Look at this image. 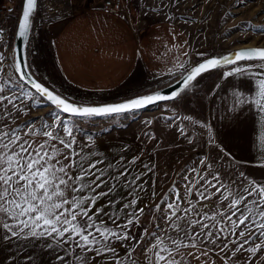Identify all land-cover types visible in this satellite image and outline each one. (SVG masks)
Masks as SVG:
<instances>
[{"label":"snow or ice","instance_id":"obj_1","mask_svg":"<svg viewBox=\"0 0 264 264\" xmlns=\"http://www.w3.org/2000/svg\"><path fill=\"white\" fill-rule=\"evenodd\" d=\"M173 4L178 6V0ZM20 7L13 33L19 43L13 47L8 65L11 74L4 66L9 57L3 51L9 41L4 40L5 29L0 28V73L7 77L0 79V240L39 245L55 264H264L259 255L264 252V182L244 171L236 174L216 168L207 155L201 156L197 166L185 167L180 174L184 191L174 182L155 203L159 215L153 216V230L149 231L141 217L146 208L149 213L153 209L139 205L141 193L148 191L144 177L155 166L142 161L143 153L129 158L125 155L127 145L118 157L109 159V153L95 150V133L82 123L95 127L97 118L135 122L137 113L142 115L152 107L173 102L175 108L180 102L187 103L188 92L198 87L206 72L229 65L222 78H247L250 87L233 91L235 103L228 111L236 112L233 119L238 120L245 107L254 108L259 136L264 123V48L213 58L197 53L200 59L190 61L187 52L177 55L178 46L172 45L168 49L172 55L166 61L167 75L175 80L169 84L170 91L84 104L47 86L42 82L45 78L32 71L29 57L33 54L38 0H21ZM221 87L215 84L209 95ZM42 107L49 109L45 117L28 116L15 123L22 113L28 115L33 108ZM13 112L16 115L10 124L8 117ZM166 119L193 147L195 137L189 138L183 121L200 126V139L217 156H232L226 141L236 129L230 124L220 132L207 117L181 118L174 112ZM36 120L41 121L39 126ZM144 123L150 125L152 120ZM145 135L155 138L151 133ZM258 167L264 168V162ZM156 195L153 188L152 196ZM137 227L142 232L134 231ZM21 259L32 264L31 253Z\"/></svg>","mask_w":264,"mask_h":264},{"label":"crops","instance_id":"obj_2","mask_svg":"<svg viewBox=\"0 0 264 264\" xmlns=\"http://www.w3.org/2000/svg\"><path fill=\"white\" fill-rule=\"evenodd\" d=\"M14 14L8 20L0 22V28L9 33V37H4L5 41L10 40ZM172 45L178 46L177 55L181 51L188 54L190 52L183 28L177 21L155 17L139 24L123 15L120 9L111 12L98 2L72 13L59 25L54 35L52 52L59 78L67 90L79 97L112 92L113 97L119 100L142 92L149 86L157 88L165 84L155 83L161 71L167 74L166 61L172 55L168 49ZM3 51L9 57L10 41ZM240 63L243 65L244 62ZM4 66L8 68V59L4 61ZM230 68L231 66L225 67L206 92H188L187 103L180 102L175 108L173 102H167L170 104L164 108L163 105L159 108L152 107L142 115L137 113L135 122L130 119L124 124L117 123L104 133L95 135V150L109 153V159L118 157L122 146L127 145L129 151L125 155L131 158L143 153L142 161L155 166L153 172L144 177L148 181V191L141 193L140 207L147 205L153 209L157 195L152 196V189L155 188L158 193L164 189L162 184L167 187L194 152L192 158L196 161L201 156L209 155V149L217 157V152L210 147H205V152H202L204 144L199 137L202 132L199 125L183 121L191 134L189 138L195 137V147L188 143V139L179 135L175 125L166 119L173 116L174 112L181 118L185 115H192L194 119L207 117L220 132L225 130L226 124L234 127L236 134L226 141L232 153L226 159L231 164V172L238 174L244 171L250 178L264 182V168L258 167V164L264 162V123L257 136L258 118L254 108L245 107L238 120L233 119L236 112L229 113L228 109L235 103L233 91H247L250 87L247 78H222V73ZM154 73L157 74L155 79ZM0 79H3L2 73ZM217 83L222 87L209 95V90ZM160 108L163 112H157ZM15 115L13 112L12 117H8L10 124ZM23 115L22 113L19 117ZM145 120H152V124H145ZM145 133L154 134L155 138L149 139ZM204 137L206 139V132ZM220 139H224L223 135ZM210 156L209 160L217 168L218 160ZM192 166L187 165L189 168ZM154 212L153 209L149 213L146 208L145 215L141 217L143 226L150 225V221L146 220L151 219ZM142 230L140 227L134 229L137 233ZM46 252V249L34 246L33 243L18 244L15 241L9 243L0 240V264H12L13 260L16 264H24L21 257L25 253H31L32 264H55L54 259H50Z\"/></svg>","mask_w":264,"mask_h":264},{"label":"rangeland","instance_id":"obj_3","mask_svg":"<svg viewBox=\"0 0 264 264\" xmlns=\"http://www.w3.org/2000/svg\"><path fill=\"white\" fill-rule=\"evenodd\" d=\"M94 2L98 3L99 0H38V11L34 21L35 31L33 33L35 39L31 40V43L34 45L32 49L33 54L29 57V60L33 65L32 71L35 75L37 77L45 78V81L42 82H46V85L49 87L55 88L58 92L64 93L84 104L110 102L116 100V98L113 97L112 92L96 94L90 97H79L73 92L67 90L61 82L59 73L55 67L52 44L55 32L59 25L72 13L91 6ZM121 4L120 11H122L123 15L130 18L131 21L139 24H144L155 17L170 18L174 16L175 19L172 20L177 21L181 25L187 39L190 49V61L200 59L196 55L197 53H206L207 57L223 55L240 45L264 44V32L260 31L261 28H264V0H178V6H174L173 0H121ZM161 5L163 6L162 8L160 7ZM154 8L156 9L155 11L153 10ZM19 12L20 8L15 13L16 15L14 14V25H12L10 30L8 65L12 62V49L14 47L13 33L15 32ZM6 37H9V33H7ZM228 66L229 65H224L216 70L206 72L200 79L196 90L202 91V93L206 92L217 75ZM11 72L12 69L8 67V73L11 74ZM2 74L3 79H6V75L4 73ZM173 80L172 77L166 74L163 77H158L155 84H166ZM153 89L155 88L149 86L137 94L151 91ZM189 92L196 91L190 90ZM126 97L128 96H124L123 98ZM168 104L170 103L163 105V108L165 106L167 107ZM48 111L49 109L47 107L33 108L28 115L24 114L23 116L16 118L15 123H21L28 119V116L45 117V114ZM157 112H163L162 108ZM129 120H113L110 118H104L101 120L97 118L95 127H92L87 122L82 123L86 130L90 128L91 132L96 135L104 133L105 129L109 130L117 123L124 124ZM40 122V120H36V125L39 126ZM12 123L13 122H11V124ZM200 136L201 133L199 134V137ZM202 143L204 144L203 140ZM202 150L204 153L206 150L205 146ZM209 151V155L218 160L217 168L231 171V164L227 162L226 159L219 156L216 157L212 150V152ZM194 154L195 152L183 163V166H181L179 172L174 176L173 180L167 187L165 184H162L164 189L157 193V197L153 203V209L155 203L160 202V198L167 192L174 182H176V186L181 192L184 191L183 181L181 180L180 174L183 173L185 167L191 169L187 167L188 164L193 166L196 164L197 161L192 158ZM209 155L207 156L209 157ZM225 165H227V168ZM192 199L195 200V197ZM209 207L211 208V205ZM154 215H159V213L154 212ZM146 221H150V225H146V228L149 231H152L154 224L153 217ZM157 222L163 223L162 221ZM143 227H145V225ZM257 243H259V241H257ZM137 250L139 251V249ZM259 255L264 257V252Z\"/></svg>","mask_w":264,"mask_h":264},{"label":"built area","instance_id":"obj_4","mask_svg":"<svg viewBox=\"0 0 264 264\" xmlns=\"http://www.w3.org/2000/svg\"><path fill=\"white\" fill-rule=\"evenodd\" d=\"M102 7L108 11L116 12L118 11L122 4L121 0H111V2H107V0H99ZM96 3V2H94ZM21 5V0H0V21L7 20L12 14L19 10ZM7 36L5 31L4 37Z\"/></svg>","mask_w":264,"mask_h":264},{"label":"water","instance_id":"obj_5","mask_svg":"<svg viewBox=\"0 0 264 264\" xmlns=\"http://www.w3.org/2000/svg\"><path fill=\"white\" fill-rule=\"evenodd\" d=\"M20 12H21V7H20ZM20 12H19V15H20ZM18 18H19V16H18ZM17 22H18V20H17ZM16 25H17V24H16ZM15 30H16V28H15ZM17 43H19V41L16 40V39L14 38V46H15ZM254 47L264 48V45L256 44V45L238 46V47H235V48H233L232 50L226 52V53L223 54V55H226V54H228V53H232V52H235V51H238V50H241V49H248V48H254ZM220 56H222V55L208 56V58L220 57ZM201 62H202V61H201ZM174 83H175V80H173V81H171V82H169V83L163 84L162 86H159V87H157V88H155V89H153V90H151V91H147V92L140 93V94H147V93L154 92V91H170V89H169V84H174ZM47 86H48V85H47ZM123 99H125V98H123ZM123 99L114 100V101H110V102H117V101H120V100H123ZM103 103H105V102H103ZM94 104H100V103H94Z\"/></svg>","mask_w":264,"mask_h":264},{"label":"bare ground","instance_id":"obj_6","mask_svg":"<svg viewBox=\"0 0 264 264\" xmlns=\"http://www.w3.org/2000/svg\"><path fill=\"white\" fill-rule=\"evenodd\" d=\"M247 45V44H246ZM246 45H240V46H246ZM259 45H264V44H259Z\"/></svg>","mask_w":264,"mask_h":264},{"label":"trees","instance_id":"obj_7","mask_svg":"<svg viewBox=\"0 0 264 264\" xmlns=\"http://www.w3.org/2000/svg\"><path fill=\"white\" fill-rule=\"evenodd\" d=\"M215 70H216V69H215ZM215 72H218V71H215ZM192 91H198V90L195 89V90H192Z\"/></svg>","mask_w":264,"mask_h":264}]
</instances>
